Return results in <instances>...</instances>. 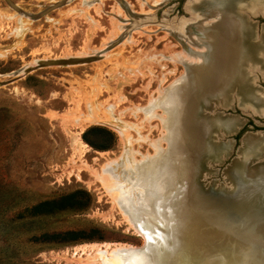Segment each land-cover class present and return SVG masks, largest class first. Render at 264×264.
Here are the masks:
<instances>
[{
    "label": "rangeland",
    "instance_id": "obj_1",
    "mask_svg": "<svg viewBox=\"0 0 264 264\" xmlns=\"http://www.w3.org/2000/svg\"><path fill=\"white\" fill-rule=\"evenodd\" d=\"M11 1L29 13L62 2L34 19L0 0V82L10 80L0 86V264H85L86 252L76 246L106 241L141 246L142 237L122 218L116 201L124 193L125 204L137 212V189L128 191L125 180L103 173V167L115 168L132 154L148 156L143 162L148 161L155 154L151 142L167 146L166 112L158 96L166 98L173 82L186 79L182 60L207 50L212 37L206 28H213L209 23L218 14L188 21L184 41L167 29L192 18V0H160L157 5L154 0ZM258 13L248 17L260 37L255 21L261 26L264 18ZM121 24L127 25L125 31ZM98 50H105L103 58L25 71L39 59ZM257 74L253 83L263 95L259 85L264 89V77ZM89 110L107 122H89ZM214 112L242 122L232 134L218 136L230 153L199 178L217 196L213 191L233 189L225 169L242 137L264 136V114L236 104L217 105ZM256 161L264 162V155ZM235 232L255 242L239 244L235 258L225 264H264V233ZM150 257L146 252L144 259L129 264H153Z\"/></svg>",
    "mask_w": 264,
    "mask_h": 264
},
{
    "label": "bare ground",
    "instance_id": "obj_2",
    "mask_svg": "<svg viewBox=\"0 0 264 264\" xmlns=\"http://www.w3.org/2000/svg\"><path fill=\"white\" fill-rule=\"evenodd\" d=\"M93 1L96 0H83V4ZM159 2L154 0L153 3ZM188 11L193 15L191 19L167 29L184 41L188 21L207 19L212 13L219 18L209 23L213 28H206L205 33L212 37L207 42V50L197 52L195 59L182 60L186 79L173 82L166 98L158 96V105L166 112L161 124L167 146L161 148L151 142L155 154L149 156L148 161L143 162L148 156L136 159L132 154L131 158H121L118 165L115 162V168L103 167V173L125 180L128 191L137 189L136 193L133 190L139 200L137 212L129 202L125 204L124 193L117 194L116 201L122 218L142 237L143 244L106 241L76 246V250L86 252L87 256L82 259L85 264H129L144 259L146 252L153 264H225L228 257L235 258L239 244L255 242L251 235L240 237L235 230L256 236L264 233V162L256 163L264 155V136L245 137L241 166L234 170L245 175L237 194L213 196L197 186V180L207 174L210 165L230 150L218 142V136L224 132L222 128L231 131L239 124L236 117L221 116L214 108L237 96L241 102H250L244 106L254 113L264 114V94L254 86L252 77L256 78V72L260 71L264 77V71L255 64L257 60L264 64V29L260 37L256 36L248 17L264 13V0H192ZM126 27L119 26L122 31ZM194 27L191 25V29ZM124 37L129 39L130 35ZM103 51L65 58H103L100 55ZM44 60L46 58L37 60L36 66ZM88 113L91 123L107 122L92 110Z\"/></svg>",
    "mask_w": 264,
    "mask_h": 264
},
{
    "label": "water",
    "instance_id": "obj_3",
    "mask_svg": "<svg viewBox=\"0 0 264 264\" xmlns=\"http://www.w3.org/2000/svg\"><path fill=\"white\" fill-rule=\"evenodd\" d=\"M7 1V3H9V5L21 12H24L26 14H29L31 15L34 19L38 18L40 15H45L48 11L58 7V5L62 2H57V3H54L52 5H48L46 6L43 10L39 11L38 13H29V12H26L24 11L23 9H21L19 6H17L15 3H13L11 0H5ZM257 16H261L262 18H264V15H257ZM136 17H139V18H147L148 16H137ZM255 21V20H254ZM256 22V29L260 31L261 33V30L264 29V24H262L261 26H258V22ZM95 56H88V57H74V58H65V59H49V60H44V61H39V65L40 67L41 66H44V65H65V64H73V63H85L86 61H90L92 58H94ZM255 64L257 66H259V68L264 71V64L262 61L260 60H257L255 62ZM38 68L37 66L35 67H31L29 69H26V74L33 71L34 69ZM33 69V70H31ZM258 72H256V76L258 78ZM261 73V71H260ZM259 73V75H260ZM25 74V75H26ZM261 77V75H260ZM262 79V78H261ZM258 82V81H257ZM5 83V84H9L10 83V80H7V81H3V82H0V86H2V84ZM257 85H259L257 83ZM260 89L263 91V87L261 85H259ZM237 105L238 108H241L243 109L244 108V105H250V102H241V99H238L237 96H235V100H233L232 98H230L229 101H227L223 106H222V109H226V108H233L234 105ZM242 122L240 124H238V126L233 130V131H228L225 127H223L222 129H224L223 133L224 135H229V134H232L233 132H235L240 126H241ZM264 134V133H263ZM245 136L244 135L241 139V145L237 148V155L236 157L231 161V163L227 166V168L225 169V173L227 174V177L229 178V182L230 180H232V185H234L232 188L233 189H230L229 191L227 190H224V191H220V190H217V191H213V192H216V195L217 196H223V197H226V195H233V194H237V189L238 187H240V185L245 181V175L242 174V172H240L239 174L236 173V171H234L237 167L241 166V161H242V152H243V143H244V140H245ZM230 141V140H229ZM232 141H231V145H232ZM231 148V147H230ZM230 153V150L227 154H224L220 160H217V162H222V160L228 156V154ZM260 163V161H259ZM243 167V165H242ZM197 186L199 187V189H201L200 191H204L206 193H208L209 195H212L210 191H208L207 189H204L199 181V179L197 180ZM221 193V194H220ZM223 194V195H222Z\"/></svg>",
    "mask_w": 264,
    "mask_h": 264
},
{
    "label": "trees",
    "instance_id": "obj_4",
    "mask_svg": "<svg viewBox=\"0 0 264 264\" xmlns=\"http://www.w3.org/2000/svg\"><path fill=\"white\" fill-rule=\"evenodd\" d=\"M85 133H86V132L83 133V138H84L85 141H87V139H86V137H85Z\"/></svg>",
    "mask_w": 264,
    "mask_h": 264
}]
</instances>
